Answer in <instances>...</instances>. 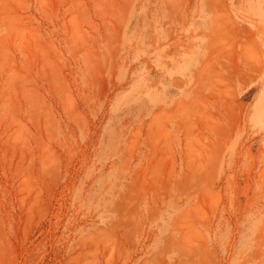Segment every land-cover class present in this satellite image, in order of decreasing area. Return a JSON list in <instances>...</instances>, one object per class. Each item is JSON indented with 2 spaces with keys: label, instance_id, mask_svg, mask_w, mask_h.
Here are the masks:
<instances>
[{
  "label": "rangeland",
  "instance_id": "obj_1",
  "mask_svg": "<svg viewBox=\"0 0 264 264\" xmlns=\"http://www.w3.org/2000/svg\"><path fill=\"white\" fill-rule=\"evenodd\" d=\"M0 264H264V0H0Z\"/></svg>",
  "mask_w": 264,
  "mask_h": 264
}]
</instances>
